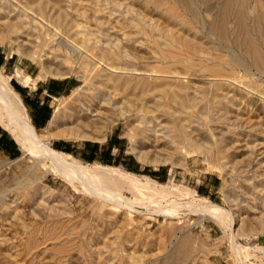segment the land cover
Here are the masks:
<instances>
[{
  "label": "rangeland",
  "instance_id": "rangeland-1",
  "mask_svg": "<svg viewBox=\"0 0 264 264\" xmlns=\"http://www.w3.org/2000/svg\"><path fill=\"white\" fill-rule=\"evenodd\" d=\"M153 1L0 0V6L13 5L11 15L15 18L22 9H36L42 2L41 6L46 5L44 10L50 18L61 17L58 19L63 27L67 21L69 24L74 21L73 25L75 22V25H82L87 30L86 34L90 35L88 38L66 36V44L61 49L49 52L55 57H52L54 64L51 68L62 72L72 71L69 77L48 76L40 62L23 57L15 44L8 43L0 45V70L13 89L12 79L31 87L43 80H69L68 90L51 98L54 110L85 87V80L79 78L82 71L89 75L88 78L94 75L91 77L94 82L100 79L99 82L108 83L110 77L120 86L129 85L128 96L135 93L138 99L132 98L134 95L130 98L135 99L136 103L154 102L161 108L159 110L164 109L170 115L175 108L169 100L172 92L184 96L181 87L191 85L197 91L190 92V96L197 98L195 102L199 101L197 108L201 111L194 115L204 121V127L200 130V141L190 140L193 148L174 142L160 146V149L172 153L174 163L139 161L131 138L124 135L125 120L114 127L109 126L104 133V141L53 138L45 143L54 149L56 144L64 143L74 151L68 154L84 165L121 168L141 177H149L164 185L167 191L176 192L177 196L192 195L190 198L173 197L172 200L176 199L181 204L188 203L192 198L221 206L234 213L232 229L236 234L224 230L213 219L202 220L186 205H180L179 217L172 220L156 215L154 204L149 206V210L146 207L148 204H138L136 210L117 207L100 197L86 194L82 189H75L62 177L49 173L43 163L37 162V158L22 151L17 158L0 157V264H264V71L253 65L244 47L237 46L230 33L232 25H229L227 39L212 31L210 22L217 12H207L206 0H189V7L177 0ZM80 2L84 8L80 7ZM213 3L217 4V1ZM77 5L80 10H77ZM98 7H101L100 11ZM246 10L262 13L264 17V0H246ZM135 11L144 19L142 22L133 20L136 18ZM138 23L143 26L139 27ZM165 26H170L166 33L170 35L172 32L174 36L166 35ZM142 27L146 28L142 31ZM160 29H163L165 36ZM146 30L147 34L144 32ZM172 37H177V40ZM155 40L161 42L160 47ZM165 41H168V46ZM184 41L187 45H184ZM111 42L113 46L109 47ZM258 42L264 53V34L258 38ZM188 43L190 48L187 47ZM79 45L87 46L88 54L92 53L84 60L88 66L80 62L76 50ZM162 46L167 47L165 51ZM110 51L121 55L114 59ZM165 52L172 53L169 56ZM93 54L97 59L93 58ZM102 56L111 61L106 63L107 60H104L100 65L97 61L101 62ZM236 56L240 57L247 69L232 67L231 59ZM58 58L61 59L60 63ZM108 64L118 65L123 70H110ZM217 66L223 71L224 78H214L210 70ZM22 68L34 72L31 80L29 76H24L27 73ZM232 72L237 74L234 76ZM214 83L219 85L215 86ZM21 99L26 105L22 96ZM83 100L89 104L87 98ZM166 104L173 106L165 109ZM26 109L30 117L27 105ZM208 112L212 118H217L216 125L220 129L217 136L209 130V121L202 120L201 113ZM48 127L38 129V132ZM92 149H95L96 157L89 159ZM123 188L120 194L129 200H135L134 192L140 200L148 197L145 194L150 196L147 189L132 192L127 184ZM144 190L147 192L144 193Z\"/></svg>",
  "mask_w": 264,
  "mask_h": 264
},
{
  "label": "bare ground",
  "instance_id": "bare-ground-1",
  "mask_svg": "<svg viewBox=\"0 0 264 264\" xmlns=\"http://www.w3.org/2000/svg\"><path fill=\"white\" fill-rule=\"evenodd\" d=\"M1 1L4 2V0H1ZM214 1H217V4L213 3ZM177 2L183 4L186 7H189L191 5L190 4L191 1L189 2V0H177ZM33 4H34V1H33ZM41 5H42V2L40 5H38L40 6L38 7L39 10H37L38 8L31 10L30 7L28 8V10L22 9L23 11H21L17 15L16 18L11 15V13H13L14 11L11 8L13 7V5L12 6L10 5L0 6V45L8 43L14 46L15 44L17 46V50L19 51L20 55H23V57L30 58L33 61L40 62L44 66V68L47 70L48 76H52L53 78L54 77L61 78V79L69 77L70 75L73 74L72 71L71 73L69 71L62 72L60 70H55L51 68L52 64H54L53 63L54 59L52 58L54 56L49 55V52L54 51L59 48L61 49L62 46H64L63 44H66V41L64 40L66 36L71 37V35H75V36H81V37L86 36L88 38L90 37V35L86 34L87 30L83 29L82 25L81 26L75 25L76 22L73 25L74 21H72V23L70 24L67 21L66 22L67 24L66 25L64 24L65 26L63 27L61 25L63 23L59 21L61 17L60 18L58 17L59 19L55 17H54L55 19L50 18L49 17L50 15L48 16L44 10V7H46V5L45 6H41ZM83 6L84 5L82 4V6L80 7H83ZM205 6L207 7L208 13H212V11L214 10L217 12L216 17L210 22L212 31L217 32L221 38L227 39V34L230 31L229 25H232L230 33L232 34L237 46L244 47V52L247 56L251 58L253 65L257 67L258 69L264 71V53L262 52L261 46L258 42V38L264 34L263 14L262 13L256 14L255 11L249 12L248 10H246V0H239V1L237 0V2L236 1L234 2V0H206ZM80 7H78L77 10H80ZM100 8L98 7V11H100ZM84 12L86 11L84 10ZM75 13L80 14L79 11L78 12L76 11ZM136 14L137 12L135 11L136 18L133 17L134 19L133 18L132 19L135 22L137 21L142 22L144 19L138 14L137 15ZM149 22H145V23H149ZM150 23L152 24L153 22H150ZM138 25L139 27H141L140 25L142 24L138 23ZM157 26L159 27L161 25H157ZM146 27H142L143 28L142 31ZM169 27H167V29ZM167 29L166 28L164 29L166 30L165 33L167 31L169 32V29L168 30ZM147 30L144 31L146 32V34H147ZM162 32H163V29L161 33ZM165 33H164V36H165ZM166 35L168 34L166 33ZM160 36H158V38H160ZM171 36H174V33ZM165 38L166 37H164V39ZM176 38L177 37H175L174 39ZM181 38H179V40ZM161 40L159 39V41ZM168 41L167 42L165 41L166 46H168ZM160 43H158L157 46H159ZM183 43L184 45L185 44L187 45L186 41H184ZM111 44L112 45H109V47L113 46L112 42ZM195 44H197L196 46L199 48L198 43H195ZM182 45H179V46H182ZM193 45H191V47ZM70 46L74 47L73 45H70ZM187 47L190 48L189 43ZM161 48H163V46ZM166 48L164 47L163 50L164 49L166 50ZM76 50H77V54L80 57V62H82L84 66H88V62L84 60H85V57H87V55L92 56L90 55L92 53L88 54V52L90 51L89 49H87V46L85 47L84 45H81V46L79 45V47H77ZM177 51H180V49L179 50L177 49ZM107 53L108 52H106V55ZM202 53L204 52H199V54H202ZM110 54L112 56L114 55L113 57L116 56L118 58L121 55V54L119 55V53L116 51H112ZM170 54L166 53V55H169V56ZM175 54L177 55V52ZM175 54H172L171 56L173 55L176 56ZM95 56L96 55H94L93 58L97 59V57ZM161 56L165 57V55H162V54ZM108 57H111V56L108 55ZM116 57L114 59H116ZM175 58L177 59L178 57L176 56ZM239 58H237L236 56V58L231 59V62L233 64L232 67L235 66L238 68L247 69L243 61L240 60ZM109 59L108 60L106 59L107 60L106 63H108ZM60 60L61 59L58 58L57 60L58 63L61 62ZM67 60H70V59H67ZM104 60L105 58L103 57L101 59V62L100 61H97V62H99V64L102 65V62ZM92 61L94 62V60ZM181 61H184V60L182 59ZM65 64L67 63H64V65ZM55 65H57V63ZM96 65L97 67H99L98 64ZM108 66H110L109 68L110 70H115V71L123 70V68L120 66L118 67V65L115 66V65L108 64ZM210 71L214 74V78L215 77H217V79L218 77L224 78L223 77L224 73L223 71L219 69V67L212 68ZM82 72L79 78L85 80L86 82L85 87L77 90L72 95V97H70L67 101L61 102L60 105L54 111V115H53L52 121L49 124V127L43 132H38V130L35 128V126L33 125L28 115L27 109L20 95L13 89V87L10 84L9 79L6 76H4V74L0 70V124L3 125V127L11 133V135L14 137V139L17 141L18 145L20 146L21 151H23L27 155L37 158V162L43 163L48 168L47 170L49 173H53L57 176L62 177L63 179L68 181L75 189L77 190L82 189L86 194L89 193L95 197H100L103 201L105 200L107 202H110L116 205L117 207L130 209V210H136L135 209L136 205L138 204L147 205L148 204L146 207H148L147 209L149 210L150 208L149 206L154 204L155 205L154 213H156V215H163L165 217L171 218L172 220V219L179 217L180 215L179 212L181 211L179 210L180 205L181 206L186 205L187 206L186 208H190V210L193 211L192 212L193 214H196V213L199 214L202 220L205 218H208L209 220L213 219L218 225L224 228V230L225 229L231 230L230 233L232 235L236 234V231L232 229L234 222H235L234 213L226 211L221 206L210 204L208 202L206 203L198 202L192 198L189 200L188 203L181 204L176 201L177 197H189L190 198V196L192 195L182 194L179 196L178 194L177 196L176 192L169 191V190L167 191L165 186L161 185L157 181L149 177H141L139 175L127 172L121 168L103 166L100 164L84 165L83 163H81L80 161L72 157L71 155L64 153L62 151L55 150L54 148L50 147L47 143H45L48 140H51L53 138H63L64 140L68 139V140H76V141L77 140H92V141H97V142L104 141L106 139L104 133L106 130H108L109 126L114 127L115 125L119 124L121 120H125L124 135L131 138L132 145H133L132 147H133V150L138 160L144 163H150V164H163V163H174V162L171 158L172 153L169 152L168 150L160 149V146L174 142L175 144H178V145H182V146L189 145V147H192V143L190 144V140H196V141L201 140L200 134L202 133L200 132V130L204 127V121H201L200 119L197 118L198 116L196 117V115H194V113L201 112V111L197 108L199 101L196 100L198 104L195 102V99L197 98L193 99V96L192 98L190 96V92L192 93V91L194 92L197 91L196 89L194 90L191 87V85L187 87L183 86L181 87L182 89L180 88L183 92H185L184 96H178L177 94L172 92V95H170L169 100L171 101V104H173L175 108L173 109L172 114L170 115V113L168 112L166 113V111L164 112V109H163L164 106L162 108L163 111H161L159 110L161 108H158L157 104H153L154 102L153 103L146 102L142 104L136 103L135 99H138V98L135 93L131 94V95H134L132 96V98H135V99H131L130 98L131 95L128 96L129 94L128 92L130 90L129 85L120 86L117 84L118 81L116 83V80L114 82L113 78L110 79V77H109L110 81L108 83H105V81L103 80L102 81L104 83L99 82L100 80L99 78L97 82H94L93 81L94 79L92 80L91 78L94 75L90 73L91 74V77H90L91 79H90L88 78L89 75L87 76V74L82 73ZM235 73L237 74V72H234L232 75L235 76L236 75ZM212 75L210 76L212 77ZM29 80H31V78ZM217 83H214V85ZM218 85L219 84H217V86ZM201 89H203V87ZM82 98L83 99L87 98L89 101V104L87 102H83L84 100ZM171 106L170 107L167 106V108L165 109L172 108ZM213 109L215 108L213 107ZM213 109L211 110L213 111ZM226 111L229 112V110L227 109ZM211 114L213 113L211 112ZM201 116H202V120L209 121L210 125H207L209 126V130L214 134V136H217L220 129L216 125V120H215L216 117L212 118L209 112L207 114L201 113ZM221 123H219V125ZM232 128L233 127H231V130ZM234 130H235V127H234ZM222 133L224 132L222 131ZM222 133L220 134L223 135ZM231 133L235 134V132H231ZM221 135L218 137L220 138ZM151 149H153L154 151H152ZM188 149H185V150L189 151ZM206 151H207V148H206ZM175 155L176 154H174V156ZM205 156H206V153H205ZM124 184L125 185L127 184L132 192L136 190L143 191V189H147L150 192V196L149 194L148 195L145 194L148 197L144 200H140L139 195H137L134 192L135 200H129L127 198H123L120 194V191L122 190ZM146 192L144 190V193ZM173 197L176 198L175 201L172 200ZM187 251L188 250H186L185 252Z\"/></svg>",
  "mask_w": 264,
  "mask_h": 264
},
{
  "label": "crops",
  "instance_id": "crops-1",
  "mask_svg": "<svg viewBox=\"0 0 264 264\" xmlns=\"http://www.w3.org/2000/svg\"><path fill=\"white\" fill-rule=\"evenodd\" d=\"M2 64L3 62L1 63V65ZM22 70L27 73L24 76H29L30 78L33 77V71L29 69L26 70L25 68H22ZM12 81L15 80L12 79ZM15 82L19 85L20 91H18L16 88L14 89L16 90V92H18L19 95L23 97L26 105L28 106V109L31 114L30 118L32 120L33 125L37 130L45 129L52 121L54 115L53 112L55 111V107L53 108L50 103L51 98L55 97V95H59L61 93L66 92L70 86V81L43 80L38 81L36 83V86L33 87H31L29 84H24L19 81ZM21 152L22 151L20 146L18 145L14 137L11 135V133L0 125V157L6 156L9 158H17L19 157Z\"/></svg>",
  "mask_w": 264,
  "mask_h": 264
},
{
  "label": "trees",
  "instance_id": "trees-1",
  "mask_svg": "<svg viewBox=\"0 0 264 264\" xmlns=\"http://www.w3.org/2000/svg\"><path fill=\"white\" fill-rule=\"evenodd\" d=\"M12 84L18 91H20V87L15 81H12ZM57 148H59V149H57ZM60 149H62V150H60ZM55 150L62 151L64 153L66 152L67 154L70 153V152H74L72 149L67 148L64 144H56V149ZM95 157H96L95 156V149H92V153L88 155V158L89 159H94ZM133 169H136V168H133ZM147 170H149V169H147Z\"/></svg>",
  "mask_w": 264,
  "mask_h": 264
}]
</instances>
